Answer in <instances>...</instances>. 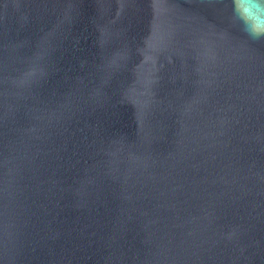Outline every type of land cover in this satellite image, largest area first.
I'll return each mask as SVG.
<instances>
[{
    "label": "water",
    "instance_id": "obj_1",
    "mask_svg": "<svg viewBox=\"0 0 264 264\" xmlns=\"http://www.w3.org/2000/svg\"><path fill=\"white\" fill-rule=\"evenodd\" d=\"M0 264H264L231 0H0Z\"/></svg>",
    "mask_w": 264,
    "mask_h": 264
},
{
    "label": "clouds",
    "instance_id": "obj_2",
    "mask_svg": "<svg viewBox=\"0 0 264 264\" xmlns=\"http://www.w3.org/2000/svg\"><path fill=\"white\" fill-rule=\"evenodd\" d=\"M232 17L252 40H264V0H231Z\"/></svg>",
    "mask_w": 264,
    "mask_h": 264
}]
</instances>
